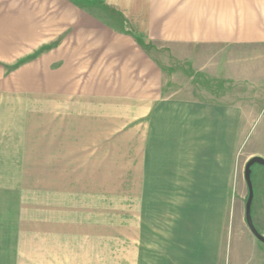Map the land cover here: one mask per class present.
I'll return each mask as SVG.
<instances>
[{"label":"crops","instance_id":"crops-1","mask_svg":"<svg viewBox=\"0 0 264 264\" xmlns=\"http://www.w3.org/2000/svg\"><path fill=\"white\" fill-rule=\"evenodd\" d=\"M97 3L117 20L103 19ZM143 40L236 81L239 54L253 59L264 47V0H0V96L88 91L145 100L146 108L133 109L148 112L136 264H213L226 239L227 195L250 109L164 96L163 69ZM206 50L217 55L202 60ZM18 143L0 137V157ZM1 191L17 190L0 184ZM8 198H0V264L17 255L18 201Z\"/></svg>","mask_w":264,"mask_h":264},{"label":"rangeland","instance_id":"rangeland-1","mask_svg":"<svg viewBox=\"0 0 264 264\" xmlns=\"http://www.w3.org/2000/svg\"><path fill=\"white\" fill-rule=\"evenodd\" d=\"M94 10L103 19L117 20L101 3ZM143 45L163 69L164 96L215 103L236 100L250 109L243 113L245 128L227 195L226 239L212 260L264 264V242L245 222L244 179L247 160L254 155L264 158V47H258L253 59L239 54L241 71L235 81L219 78L216 66L211 72L201 63L170 57L167 48L157 49L144 40ZM35 54L19 56L18 63ZM202 55L208 61L217 52ZM82 92L0 96V137L19 142L0 157L1 187L17 190L0 192V198L16 195L18 201L13 264H136L138 180L148 112L133 109L147 104ZM251 181V217L264 236V168L257 163L251 167Z\"/></svg>","mask_w":264,"mask_h":264},{"label":"water","instance_id":"water-1","mask_svg":"<svg viewBox=\"0 0 264 264\" xmlns=\"http://www.w3.org/2000/svg\"><path fill=\"white\" fill-rule=\"evenodd\" d=\"M254 163L261 165L264 168V158L259 155H254L250 157L244 166V179L247 185L248 194L245 201V222L251 231V233L257 238L258 240L264 242V236L259 233L257 228L255 227L252 217H251V204L253 199V187L251 181V167Z\"/></svg>","mask_w":264,"mask_h":264}]
</instances>
